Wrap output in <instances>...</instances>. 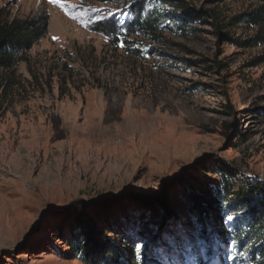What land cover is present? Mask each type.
I'll use <instances>...</instances> for the list:
<instances>
[{
	"label": "rangeland",
	"instance_id": "obj_1",
	"mask_svg": "<svg viewBox=\"0 0 264 264\" xmlns=\"http://www.w3.org/2000/svg\"><path fill=\"white\" fill-rule=\"evenodd\" d=\"M150 1L62 0L65 11L48 0H0V22L48 17L24 59L0 71V264H83L52 233L61 227L78 237L88 220L103 235L115 230L105 235L140 264L144 246L123 234L133 237L131 221H147L161 203L175 215L157 241L142 239L143 264H264V241L255 251L221 231L204 243L199 225L188 229L180 194L183 183L212 188L220 174L264 183V44L236 45L258 28L226 26L240 41H220L212 19L177 27L181 11L166 7L170 25L155 41L128 24L131 9ZM169 1L215 10L224 24L259 6ZM205 194L219 231H239L245 209L232 203L221 212ZM85 201L106 203L85 210Z\"/></svg>",
	"mask_w": 264,
	"mask_h": 264
},
{
	"label": "trees",
	"instance_id": "obj_2",
	"mask_svg": "<svg viewBox=\"0 0 264 264\" xmlns=\"http://www.w3.org/2000/svg\"><path fill=\"white\" fill-rule=\"evenodd\" d=\"M167 1L157 2L155 0L150 1L152 3L138 4L133 7L130 11L129 29L133 33L139 31L148 32L153 40L159 41V33L161 34L170 25V16L166 10V7H169L181 11L177 27L182 26L187 21H203L205 16L212 19L213 26L216 28L215 35L220 41H240L239 39H231L229 34L222 29H225L226 26L241 28V24H243L258 29L253 37L236 42V45L244 48H253L264 44V0H252L259 3V6L254 11L230 18L228 23L225 24L215 10L196 12L184 2ZM47 28L48 17L43 14H38L26 20L14 19L11 22H0V71H11L19 60L24 59L33 45L46 34ZM97 29L107 32L112 31L108 25H100ZM259 61L264 63V55L259 58ZM228 127L226 126L225 131H227ZM220 179L221 181L217 185L212 186V188L202 181H196V188L188 187L186 183L181 184L180 194L184 200L186 215L191 221L188 229H192L194 224L199 225L201 227L200 237L204 243L210 242V239L219 240L218 233L220 234L221 231L228 235V238L234 233V242L242 244L245 240L249 241L250 248L257 251V247H261L260 245L264 241V183L245 177L238 180L237 183H233L228 176L225 177L223 174H220ZM175 180L180 181L182 178L177 177ZM207 189L220 202L221 208L225 207L221 212L224 211L225 213L227 211L226 206H230L232 203H235L233 206L238 209H245L247 216H244L240 226H236V229L237 227L240 228L239 231L231 232L228 230L226 232L223 228L219 231L216 220H213L215 212H211V206L205 204V192ZM81 203L85 205L84 209L86 210L93 207L95 203L103 204L106 202L85 201ZM174 215L175 211L173 208L168 209L167 203H161L159 208L150 214L147 221L144 219L131 221L129 227L131 226V229L134 230V236L132 237L128 232H124L123 238L128 242H135L136 239H140L138 243L144 246L140 264L145 261L148 250V246H145L142 239L145 241H157L159 239L158 234L164 230L165 221ZM224 217L229 216L225 215ZM88 221V224L80 222L75 228L79 231L78 237L75 236V231H66L61 227L55 228L52 234L56 240L67 244L74 257L83 264H138L133 258L131 250L128 249L130 255H126L125 248L121 244L116 243L115 240L105 235V233L117 235L115 230L105 229L103 235L101 232L99 233V228L96 229L92 226L93 221ZM228 221L232 225H236L234 220L228 219ZM151 225L157 226L155 232L150 230ZM202 248L201 252L205 256L210 255L211 248L208 243L207 245L204 244ZM261 255H264V252ZM198 257L201 262L200 256ZM132 258L134 259L133 262L131 261Z\"/></svg>",
	"mask_w": 264,
	"mask_h": 264
},
{
	"label": "snow or ice",
	"instance_id": "obj_3",
	"mask_svg": "<svg viewBox=\"0 0 264 264\" xmlns=\"http://www.w3.org/2000/svg\"><path fill=\"white\" fill-rule=\"evenodd\" d=\"M49 3H52L54 5L58 4L61 8L65 9V11H67L65 4L62 2V0H48ZM73 19H75V17H73ZM55 39V37H54ZM121 46L123 47V43H121ZM227 219L231 220V217H227ZM135 247L138 249L140 247L139 244H136Z\"/></svg>",
	"mask_w": 264,
	"mask_h": 264
}]
</instances>
